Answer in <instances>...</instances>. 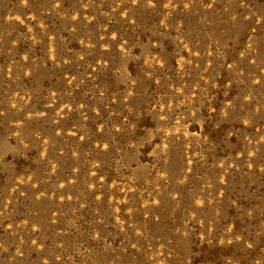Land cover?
Returning <instances> with one entry per match:
<instances>
[{
    "label": "rangeland",
    "instance_id": "rangeland-1",
    "mask_svg": "<svg viewBox=\"0 0 264 264\" xmlns=\"http://www.w3.org/2000/svg\"><path fill=\"white\" fill-rule=\"evenodd\" d=\"M0 264H264V0H0Z\"/></svg>",
    "mask_w": 264,
    "mask_h": 264
}]
</instances>
